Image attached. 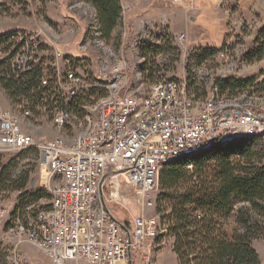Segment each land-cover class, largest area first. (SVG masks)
I'll use <instances>...</instances> for the list:
<instances>
[{"label": "built area", "instance_id": "2783aa9c", "mask_svg": "<svg viewBox=\"0 0 264 264\" xmlns=\"http://www.w3.org/2000/svg\"><path fill=\"white\" fill-rule=\"evenodd\" d=\"M8 1L0 0V5ZM172 1L183 4L194 0ZM24 2L14 4L10 10L23 12V8L31 7V0ZM43 34L41 29L9 32V38L0 42V71L9 69L17 82L26 81L42 45L55 48L60 37L56 32V36L45 39ZM186 39V34H180L176 44L182 47ZM90 41L86 38L80 49L87 50ZM55 55L60 57V52ZM102 59L101 68L113 77L107 85L99 83L93 74L91 60H67L64 71H44L35 95L23 101L22 111L29 119L36 112H48L58 129L78 122L80 129L64 139L56 136L38 141L33 133L23 130L22 121L14 120V113L0 102V153L36 148L42 166L49 170L46 188L52 194L47 208L34 204L30 208L35 210L34 215L24 222L17 217L11 223L4 239L13 254H17L19 243L27 241L56 264H65V258H74V264H137L136 254L139 263L147 264V219L137 216L132 224H124L112 209V204L121 201L120 177L137 190L140 201L156 190L155 173L165 157L213 141L217 133L226 137L264 127V114L252 104H220L223 93H216L215 76H211L210 84H203L207 96L202 109L197 110L189 88L195 84L202 89L203 65L194 69L191 61L185 79L162 78L147 90L142 88V95H135L132 89L125 90L126 63L118 61L109 66ZM235 67L237 62L233 61L218 72L232 73ZM102 87L105 95L92 96V89ZM81 100L84 114L79 118L75 109ZM175 102H183V113L170 117ZM187 107H194V114H187ZM144 118H151V125H144ZM85 120H92L90 137H83ZM4 251L0 248V254ZM12 264L19 263L14 259Z\"/></svg>", "mask_w": 264, "mask_h": 264}, {"label": "rangeland", "instance_id": "374dc122", "mask_svg": "<svg viewBox=\"0 0 264 264\" xmlns=\"http://www.w3.org/2000/svg\"><path fill=\"white\" fill-rule=\"evenodd\" d=\"M258 1L263 0H194L186 1L183 4H176L172 0H130L124 4L120 28L116 35L108 39L107 42L101 34V39L98 37L99 40L96 43L93 41L85 50L80 49V45L88 37L93 39L97 17L95 13L92 15L91 10L85 7V2L83 3L82 0H64L67 6L76 7L74 9L79 12L80 18L83 17L87 19L88 23H91L92 28L88 35L83 40L76 39L77 43L79 42L77 48L81 52H87L94 59L91 60L93 74L102 85H107L113 77L112 74L105 73L107 70L101 68L100 58L106 57L102 60H106L109 66L118 61L125 62L128 75L125 90L132 89L134 85H140L141 91L142 88L147 90L162 78L185 79L189 62L194 61L192 63L197 66L204 65L202 66L204 73L210 75L208 83L211 82V76H215V80L227 78L239 81L253 80L254 82L249 86L237 88L233 92H225L223 95L241 97L248 104H252L256 110L264 112V62L248 64L241 60L243 52L252 42L249 35L255 33V27L261 17L259 13L253 11L255 3ZM31 2L37 14L45 12L47 0H31ZM39 2L41 5H37ZM24 4L26 5L28 2H24ZM30 8H23V12L29 11ZM4 10L7 9L3 8L1 12ZM43 20L48 24L42 28L45 31L44 38L56 36L57 32L60 37L56 39V45H59L56 48L61 50L63 43H60L64 42L63 31L47 20L46 16ZM149 28L153 31L152 39L162 37L167 42L166 51L169 52L170 60H113V49L109 43L115 45L124 43L129 46L130 42L137 41L141 33ZM160 31L164 33H160ZM73 34L69 35L73 36ZM180 34L187 36L185 45L182 47L176 44V38ZM3 39H8V37L3 36L0 42ZM214 47L222 49L225 55L219 53L216 58L199 60L206 50ZM77 48L68 46L64 48V51H68L72 55H80L81 52ZM52 50L56 53L55 48ZM190 56H195V59L198 60H189ZM233 61L237 62V67L232 73L218 72L222 68L226 69L227 65ZM8 70L2 68L0 71V102L5 108L21 118L24 131L33 133L38 141H45L56 136L75 133L80 129L78 122L64 129H58L48 112H36L30 119L25 117L22 104L24 100L31 99L33 90L24 89ZM137 71L140 73L139 78L136 75ZM161 72H164V75ZM1 74L5 77H2ZM87 83H89L88 80ZM6 84L11 86L10 89L5 86ZM201 84L202 89L201 85L197 87L195 84H191L189 91L194 93L202 90V96L206 98V88L202 81ZM37 86L36 83H30V89H36ZM91 94L97 98L105 95L106 90L104 87L92 89ZM85 102L88 103V100ZM79 103L75 113L81 118L84 114V109L81 108L84 102L81 100ZM215 138L225 140L218 133L215 134ZM257 154L258 160L264 161L262 148H257ZM49 176V170L42 166L40 154L36 148L0 153V248L5 249L0 254V264H12L14 259L19 264H56L27 241L19 243L16 248L17 254H13L12 248L6 245L4 239L14 219L20 217L24 222L29 215L35 214L34 209L30 210L31 206L36 204V207L47 208L50 205L52 194L46 188ZM24 182H26V186L23 187ZM186 186L185 180L182 183V188ZM164 193L159 183V188L148 193L145 198L139 201L140 196L137 195V190L126 178L120 177L121 201L112 204V209L119 220L129 221L132 224L131 221L134 217L143 216L147 219L146 256L144 257L147 259V264H179L173 252L174 239L165 234L168 228V221L165 217L171 213V205L170 201L162 198ZM261 227V234L253 240V247L256 251H261V245L264 246V220ZM162 234L165 235L160 237ZM135 258L137 264H144L138 262L139 254H136ZM118 264H128V262L120 261Z\"/></svg>", "mask_w": 264, "mask_h": 264}, {"label": "trees", "instance_id": "16d2710c", "mask_svg": "<svg viewBox=\"0 0 264 264\" xmlns=\"http://www.w3.org/2000/svg\"><path fill=\"white\" fill-rule=\"evenodd\" d=\"M82 1L94 6L100 34L111 39L121 20L120 0ZM4 36L9 38V33ZM145 41L149 40L142 43ZM221 52L210 48L199 60ZM263 59L264 24L254 46L241 57L248 64ZM252 82L227 78L218 79L216 86L225 93ZM224 139L215 138L207 149L185 152L161 169L162 198L171 205L165 234L174 239L173 252L179 264H261L253 240L261 234L264 220V161L257 158V148L264 150V140L259 136ZM185 180L187 186L182 188Z\"/></svg>", "mask_w": 264, "mask_h": 264}, {"label": "crops", "instance_id": "0c3cea01", "mask_svg": "<svg viewBox=\"0 0 264 264\" xmlns=\"http://www.w3.org/2000/svg\"><path fill=\"white\" fill-rule=\"evenodd\" d=\"M22 1L23 0H9L5 4L0 5V38L3 37L5 34L17 29L28 31H36L42 29L45 27V25H48L43 20L46 16L47 20L54 23L58 29L63 31L62 39H64V42L60 43H63L61 45V50H59V48H56L59 45L55 46V50L60 52V57H56L55 52L52 50L51 46L46 43L42 45L41 49L35 57V68L33 72L22 84L24 89H29L30 91L33 90L34 92L35 88L30 89V83L38 84L39 77L46 70H50L53 73L56 69L63 71L66 70L68 67L66 64L67 60H80L82 58H85L86 60H94L87 52H81L77 48L79 42L77 43L76 39L81 38L83 40L84 37H86V35H88V33L90 32L92 26H90L91 23L87 22V19L79 17V12L74 9L76 7L69 5L67 6L64 0H47L46 10L41 14H37L36 9H34V5H31L30 10L26 12H13L10 10V8L14 4L20 3ZM127 1L129 2L130 0H120L122 8H124V4ZM3 5L7 6L4 7ZM85 7H88L87 9L91 10L92 15H94L95 13L97 16L96 9L93 5L85 2ZM3 8L7 10L1 12ZM202 10L205 9L202 8ZM253 11L255 13H259L261 17L257 22V27H255V33L249 35V38L252 40V42L248 45L249 47L247 46L248 48L254 46L253 41L258 35L260 28L264 24V0L255 3ZM99 27L101 28L100 25ZM119 28L120 20L117 27L113 31L112 37L116 35ZM68 33L74 34L73 36H70ZM160 33H163V31H160ZM105 40L107 41V39ZM166 43L167 42L162 37H157L156 39L145 41L142 44H138L135 40L130 42L129 46H126L124 43L120 45L109 43V45L113 49V60H170L171 58L169 56V52L167 53L166 51ZM68 46H76L77 50H79L81 54L72 55L68 51L65 52L64 48ZM217 56H215L214 58H216ZM258 62H264V59L257 61L256 63ZM81 70L83 71V69H79V71ZM138 71L137 73H139ZM161 74L164 75V72H161ZM191 93L194 95L197 110H201L203 107V102L205 100V97L202 96V90H198L197 92ZM33 95H35V93ZM261 113L264 114L263 111ZM260 248L261 251H257L259 253L262 264H264V246L262 247L261 245Z\"/></svg>", "mask_w": 264, "mask_h": 264}, {"label": "bare ground", "instance_id": "6f19581e", "mask_svg": "<svg viewBox=\"0 0 264 264\" xmlns=\"http://www.w3.org/2000/svg\"><path fill=\"white\" fill-rule=\"evenodd\" d=\"M95 16H96V14H95ZM95 28H96V32L95 31L93 32V39H91L90 44L93 41L96 43L97 40H99L98 37L100 38V36H101L99 28L97 26L96 19H95ZM42 31H43V29H42ZM152 34H153L152 30H146L144 33H142L141 39L137 40V43L141 44L143 40H151ZM201 66H197L194 63H192V67L194 69H201ZM137 75L139 78L140 73H137ZM209 77H210V75L205 74L203 69H202L201 81L203 84H210V83H208V81L210 80ZM132 92L135 93V95H142L140 85H134L132 88ZM216 93H220V90L217 86H216ZM224 97H226V98H224ZM220 104L230 105V106H239V105L248 104V102L244 101L241 97H228V96L220 95ZM182 113H183V102H175V107L170 109V117H178ZM187 114H194V107H187ZM23 115L25 116L24 112H23ZM14 120L21 121V118H19L17 115L14 114ZM144 125H151V118H144ZM91 135H93L92 120H85V126H83V137H90ZM240 136H259V137H262L264 140V127L258 128L255 131H247L244 133L228 135L225 138L232 139V138L240 137ZM64 138H65V136H63V135L57 136V139H64ZM208 143L182 150L180 153H176V155H174V156L165 157L162 160V164L158 165L157 171L155 173L154 189L159 188L160 172H161V169L165 163H167L168 161H170L174 158H177L178 156L182 155L185 152H190L193 150H196V151L201 150ZM65 264H74V258H65Z\"/></svg>", "mask_w": 264, "mask_h": 264}, {"label": "water", "instance_id": "95a60500", "mask_svg": "<svg viewBox=\"0 0 264 264\" xmlns=\"http://www.w3.org/2000/svg\"><path fill=\"white\" fill-rule=\"evenodd\" d=\"M226 115L228 116V115H229V112H228ZM211 145H212V139L209 141V143H208V144H207L202 150L209 148ZM118 222H119V224L122 225L123 227H124V224H128L127 221H125L124 224H123L121 221H118Z\"/></svg>", "mask_w": 264, "mask_h": 264}]
</instances>
